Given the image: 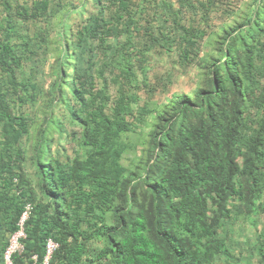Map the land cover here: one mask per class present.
Wrapping results in <instances>:
<instances>
[{"label":"trees","instance_id":"obj_1","mask_svg":"<svg viewBox=\"0 0 264 264\" xmlns=\"http://www.w3.org/2000/svg\"><path fill=\"white\" fill-rule=\"evenodd\" d=\"M145 1L149 0L136 8L131 0H93L96 12L83 19L76 41L97 39L101 48L108 46L110 35L130 37L141 27L139 19L147 12ZM185 1L194 13L197 7L208 10L213 0L197 5ZM53 2L16 0L14 6L8 2L6 26L13 30V19L42 18L47 13L55 16L64 6L61 0ZM226 5L231 7L229 0ZM147 23L143 32L150 29L152 23ZM158 26L150 39L162 40L170 50L172 39L162 24ZM210 33L182 27L181 39L192 43L194 37L207 38ZM19 50L30 52L28 38L20 43L0 40V71L5 75L0 81V164L11 173L14 158L22 156L18 145L28 132L26 119L13 111L9 101L21 84L16 77L23 59ZM129 58L123 69L127 82L133 77ZM64 67L61 72H66ZM208 67L203 87L193 97L172 94L167 102L154 104L152 109L147 108L148 103L138 107L143 118L159 109V118L154 122L149 163L132 184L127 183V168L120 164V158L127 148L121 137L132 130L133 121L125 116L133 114V93L122 85L112 114L105 113L102 104L87 113L83 118L86 158L74 159L67 172L50 151L49 132L54 120L47 115L35 136L39 188L46 198L59 201L55 200L53 209L31 203L24 222L23 248L10 254L11 264H42L48 238L57 247L46 264H215L216 256L228 253L217 234L224 218L232 210L242 213L243 208L248 218L256 215L264 192V0L252 1L242 21L224 31ZM62 77L55 95L58 100L64 97ZM168 106L171 109L166 115ZM248 107L258 112L253 120L247 114ZM44 155L49 158L44 160ZM72 181L88 182L92 199L86 200L83 189L75 193ZM119 196L124 200L122 209L118 208ZM8 199L0 193V264H5L10 236L17 230L26 204ZM232 199L237 205L229 207ZM80 203L84 212L94 210L95 222L87 235L80 230L77 213L70 215L63 208H75ZM109 214L113 219L105 221ZM259 237L258 252L264 256V228ZM89 239L100 241L102 246L88 247Z\"/></svg>","mask_w":264,"mask_h":264},{"label":"rangeland","instance_id":"obj_2","mask_svg":"<svg viewBox=\"0 0 264 264\" xmlns=\"http://www.w3.org/2000/svg\"><path fill=\"white\" fill-rule=\"evenodd\" d=\"M53 1L56 0H51L52 5ZM61 1L64 7L55 16L47 13L42 18L13 19L14 29L11 30L6 26L4 17L7 3L14 6L16 0H0V40L20 43L21 39L28 38L30 49V52L25 53L19 50L23 53V59L16 70V77L22 85L16 86L17 94L14 93L9 99L13 111L26 119L28 132L23 134L18 145L22 156L14 158L11 163L12 173L0 164V193L8 197V200L43 203L49 209H53L57 199L52 201L40 192L41 171L36 162L35 144L36 133L44 126L45 117L50 115L54 120V126L49 132L50 151L67 172L74 159L84 160L88 152V146L84 143L83 118L100 104L105 113L112 114L117 90L123 85V89L133 93L135 99L131 103L133 114L125 116L133 121V125L132 130L121 137L127 148L121 155L120 164L127 168V183H134L149 163L154 122L159 118V109L147 113L143 118L138 113V107L148 103L147 108L152 109L154 104L167 102L172 94L186 93L193 97L203 87L208 76L212 50L217 47L224 31L242 21L244 13L254 0H229L231 7L226 5L228 0H213L209 3L208 10L201 9L197 13L179 7V0H167L173 4L174 10H160L157 20L145 18L144 15L151 16L150 11H147L139 19V31L132 32L130 37L123 34L118 39L110 35L106 42L108 46L102 45L101 48L97 39L85 41L83 38L82 41H76V31L87 13L82 14L75 8L87 2ZM92 7L89 11L94 14L96 8L93 3ZM172 12L179 13V21L174 20ZM148 20L152 23L150 29L143 32L142 26L148 24ZM158 24L164 26L166 35L172 39L170 50L165 48L162 40L150 39V35L154 37L161 26ZM219 25L223 27L217 28ZM182 27L205 30L208 34L214 31L207 38L194 37L192 43H184L181 39ZM131 43L134 45H130ZM23 48L21 46L20 49ZM128 57H131L129 59L132 61L133 72L129 82L127 75L123 73L125 59ZM198 60L202 62L198 63ZM64 63L67 64L66 67ZM63 67L66 72H61ZM62 76L65 79L62 86L64 97L63 100H58L55 95H58V84ZM4 78L5 75L0 71V81H4ZM261 82L264 84V78ZM170 109V106L166 108V115ZM247 114L253 120L258 112L256 108L248 107ZM48 158L43 156L44 160ZM72 185L75 193L83 189L87 193L83 195L86 200L92 199L93 190L88 182L78 184L72 181ZM234 204L237 205V201L232 199L228 205L232 207ZM123 205L124 200L119 196L118 208L122 209ZM258 207L259 212L249 218L244 214V208L242 213L232 210L224 218L217 234L223 239L228 253L216 256L215 264H264V256L259 254L257 248L259 235L264 228V192L258 200ZM63 208L70 215L77 213L75 218L80 221L79 227L84 234L91 231L95 222L94 210L84 212L83 203L75 208ZM110 219H113L112 214L105 217V221ZM86 243L92 249L102 246L100 241L94 239H89ZM21 249V243H18L12 246L10 252H20Z\"/></svg>","mask_w":264,"mask_h":264},{"label":"crops","instance_id":"obj_3","mask_svg":"<svg viewBox=\"0 0 264 264\" xmlns=\"http://www.w3.org/2000/svg\"><path fill=\"white\" fill-rule=\"evenodd\" d=\"M188 1L190 3L195 4V5H197V2H199V1L203 2V0H188ZM85 2H87V4L80 5V6L76 7L75 9H77L78 12L81 11L82 14L86 12L87 16L85 18H87L89 16H93L95 13L93 14V11H89V8H93L92 7L93 0H85ZM142 2H143V0H131V3L135 6L140 5ZM179 2H180L179 7L180 6L185 7L188 10V7L186 6L187 1L179 0ZM143 5H145L144 8H146V10L150 11V13H151V16L148 17V16L144 15V17L145 18H152V19H156V20L158 19L159 15H160V12H159L160 10L161 11L162 10H171V9L174 10L173 4L168 2L167 0H149V1H145V4H143ZM136 8H137V6H136ZM200 9H202V8H200V7L195 8V12L197 13ZM171 14H173L172 17L174 18V20H176V21L180 20L179 13L172 12Z\"/></svg>","mask_w":264,"mask_h":264},{"label":"built area","instance_id":"obj_4","mask_svg":"<svg viewBox=\"0 0 264 264\" xmlns=\"http://www.w3.org/2000/svg\"><path fill=\"white\" fill-rule=\"evenodd\" d=\"M30 208L31 206L29 204H27L25 206V210L22 212V215L19 219V222H18V225H19V228L18 230L11 236V247L10 249L12 248L13 245H16L19 243V240L23 237H25V234H24V231H23V222L24 220L26 219V217L28 216V213L30 211ZM46 246H47V252L50 253L56 246L57 244L50 238L47 239L46 241ZM6 264H11L10 260L8 259V251H7V254H6ZM45 262L47 260V257H45Z\"/></svg>","mask_w":264,"mask_h":264},{"label":"clouds","instance_id":"obj_5","mask_svg":"<svg viewBox=\"0 0 264 264\" xmlns=\"http://www.w3.org/2000/svg\"><path fill=\"white\" fill-rule=\"evenodd\" d=\"M27 204H29V205L31 206V208H32V205H31L30 203H26L25 206H26ZM31 208H30V211H31ZM24 210H25V207H24V209L22 210V212H23ZM30 211H29V213H30ZM22 212H21V215H22ZM29 213H28V215H29ZM21 215H20V217H21ZM20 217H19V219H20ZM27 218H28V216L26 217V219H27ZM19 219H18V222H19ZM26 219H25V220H26ZM25 220H24V222H25ZM18 222H17V225H18ZM24 222H23V231H24ZM18 228H19V225H18ZM18 228H17V230H18ZM17 230H16V231H17ZM16 231H15V232H16ZM15 232H14V233H15ZM14 233H13V234H14ZM13 234H12V235H13ZM24 234H25V231H24ZM12 235H11V236H12ZM11 236H10V239H9V246H8L6 252H5V264L7 263V262H6V261H7V260H6V258H7V257H6L7 251H8V259H9V260H10V254L13 253V252H16V251L10 252V247H11ZM23 238H24V237H23ZM21 239H22V238H21ZM21 239L19 240V243H21V246H22V248H23V245H22ZM50 239H51V238H50ZM46 241H47V240H46ZM54 242H55V241H54ZM55 243H56V242H55ZM56 244H57V243H56ZM56 247H57V246H56ZM56 247H55V248H56ZM55 248H54V249H55ZM54 249H53V250H54ZM46 250H47V246H46ZM53 250H52V251H53ZM21 251H22V249H21ZM21 251H20V252H21ZM52 251H51V252H52ZM51 252H50V253H48V252L46 253L45 257H47V260H46V262H45V260H44V262H43L42 264H46V263H47L48 258H49V256H50ZM45 257H44V259H45ZM10 262H11V261H10Z\"/></svg>","mask_w":264,"mask_h":264}]
</instances>
